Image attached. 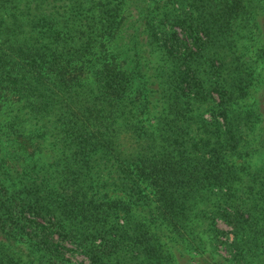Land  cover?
<instances>
[{
    "label": "trees",
    "instance_id": "1",
    "mask_svg": "<svg viewBox=\"0 0 264 264\" xmlns=\"http://www.w3.org/2000/svg\"><path fill=\"white\" fill-rule=\"evenodd\" d=\"M128 1L0 0V264H264V0Z\"/></svg>",
    "mask_w": 264,
    "mask_h": 264
},
{
    "label": "rangeland",
    "instance_id": "2",
    "mask_svg": "<svg viewBox=\"0 0 264 264\" xmlns=\"http://www.w3.org/2000/svg\"><path fill=\"white\" fill-rule=\"evenodd\" d=\"M126 9L128 10V13H129V14L133 15V14H134V11H135L136 8L133 6L132 3H130V0H129ZM131 15H130L128 18H131ZM256 69H257V67H256ZM251 87L254 88L253 85H252ZM262 124H263V123H262ZM251 134L253 135V133H251ZM252 135H250V136H252ZM250 138H252V137H248V139H250ZM250 140L252 141V139H250ZM21 150H24V149L21 147ZM259 158H260V157H259ZM259 158H257L255 154H251L250 157L248 158V160H249V164H248L249 168L246 166V167H245V170H244L241 174H247V170H249V171L252 172V170L255 168V166H256V165H259V164L261 163V161H260ZM241 159H242V158H240V157H237V156L234 157V156H233L232 161H230V160H229V161H230V163L233 164L234 166H237L238 164H241V163H242V162H241ZM216 224H217V226H218L220 229L225 230V235H227L228 237L231 236L230 232H227V231L230 229V226H229V225H227L225 222H223V221L220 220V219H217V220H216ZM220 251H221V253H224L223 250H220ZM71 257H72L73 259H80L82 256H81V254H79L78 252H73V254H72Z\"/></svg>",
    "mask_w": 264,
    "mask_h": 264
}]
</instances>
